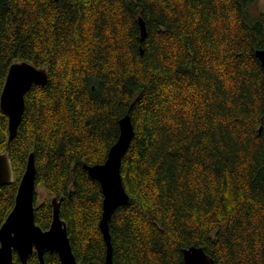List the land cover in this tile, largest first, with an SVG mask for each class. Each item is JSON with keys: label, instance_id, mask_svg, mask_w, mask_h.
I'll return each instance as SVG.
<instances>
[{"label": "trees", "instance_id": "1", "mask_svg": "<svg viewBox=\"0 0 264 264\" xmlns=\"http://www.w3.org/2000/svg\"><path fill=\"white\" fill-rule=\"evenodd\" d=\"M260 0H0V98L12 63L46 67L9 147L14 180L0 190V226L28 156L61 200L79 264H106L103 191L84 163L107 159L130 114L121 173L130 199L110 221L114 264H187L202 246L216 264H264V4ZM147 34L142 40L139 19ZM142 49V50H141ZM0 108V151L8 147ZM46 264H61L46 252ZM29 264H40L33 253ZM12 264H23L14 253Z\"/></svg>", "mask_w": 264, "mask_h": 264}, {"label": "water", "instance_id": "2", "mask_svg": "<svg viewBox=\"0 0 264 264\" xmlns=\"http://www.w3.org/2000/svg\"><path fill=\"white\" fill-rule=\"evenodd\" d=\"M139 22L143 40L147 34L146 25L143 18ZM256 54L264 66V49H258ZM48 79L46 67H38L26 60L16 61L9 67L0 98V108L9 119L8 147L0 151V190L14 180L9 147L24 114L25 95L33 85L44 86ZM119 123V138L110 148L105 162L93 165L84 163L89 175L100 182L104 195L100 228L107 244L106 264H114L110 221L116 209L130 199L123 183L121 167L135 135V127L130 114L123 116ZM36 172L35 155L31 151L18 185L15 203L0 226V264H12L15 252L23 264H29V257L35 252L40 264H46V252L57 253L61 264H79L73 252L67 223L60 215L62 198L51 197L52 221L47 229L36 223ZM182 252L187 264H216L202 246L192 245L183 248Z\"/></svg>", "mask_w": 264, "mask_h": 264}, {"label": "rangeland", "instance_id": "3", "mask_svg": "<svg viewBox=\"0 0 264 264\" xmlns=\"http://www.w3.org/2000/svg\"><path fill=\"white\" fill-rule=\"evenodd\" d=\"M263 4H264V0H260L259 6L261 7L263 6ZM37 193H38V203L43 202L48 197V194L43 187H38Z\"/></svg>", "mask_w": 264, "mask_h": 264}]
</instances>
